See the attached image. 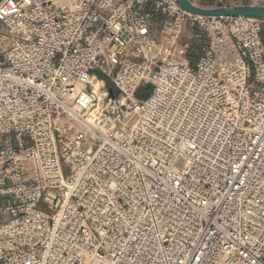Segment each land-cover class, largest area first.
Returning <instances> with one entry per match:
<instances>
[{
  "label": "built area",
  "instance_id": "2783aa9c",
  "mask_svg": "<svg viewBox=\"0 0 264 264\" xmlns=\"http://www.w3.org/2000/svg\"><path fill=\"white\" fill-rule=\"evenodd\" d=\"M0 264H264V19L0 0Z\"/></svg>",
  "mask_w": 264,
  "mask_h": 264
},
{
  "label": "water",
  "instance_id": "95a60500",
  "mask_svg": "<svg viewBox=\"0 0 264 264\" xmlns=\"http://www.w3.org/2000/svg\"><path fill=\"white\" fill-rule=\"evenodd\" d=\"M186 12L196 16L207 17H256L264 19V7L235 6L233 8H200L192 5L188 0H176Z\"/></svg>",
  "mask_w": 264,
  "mask_h": 264
},
{
  "label": "rangeland",
  "instance_id": "374dc122",
  "mask_svg": "<svg viewBox=\"0 0 264 264\" xmlns=\"http://www.w3.org/2000/svg\"><path fill=\"white\" fill-rule=\"evenodd\" d=\"M195 2H196V1H195ZM196 3H198V1H197ZM225 4H226V3L219 4V3L216 1L215 3H214V2L211 3V4H210V7H211V9H212V8H217V7H219V6H221V5H225ZM185 28L188 29V25H186ZM198 45H200L199 42L196 43L195 46H193V50H192V51L190 52V54L188 55V58L190 59L192 65H194V64L197 62L199 56L201 55V49H199ZM150 94H151V89H149L148 91L142 92L140 95H138V98H140V99H144V98L149 97Z\"/></svg>",
  "mask_w": 264,
  "mask_h": 264
},
{
  "label": "crops",
  "instance_id": "0c3cea01",
  "mask_svg": "<svg viewBox=\"0 0 264 264\" xmlns=\"http://www.w3.org/2000/svg\"><path fill=\"white\" fill-rule=\"evenodd\" d=\"M217 0H199V3L201 6L205 7V8H211L210 4L211 3H215ZM194 4H196V2H193Z\"/></svg>",
  "mask_w": 264,
  "mask_h": 264
},
{
  "label": "trees",
  "instance_id": "16d2710c",
  "mask_svg": "<svg viewBox=\"0 0 264 264\" xmlns=\"http://www.w3.org/2000/svg\"><path fill=\"white\" fill-rule=\"evenodd\" d=\"M149 89H142L141 91H140V94L142 93V92H145V91H148Z\"/></svg>",
  "mask_w": 264,
  "mask_h": 264
},
{
  "label": "bare ground",
  "instance_id": "6f19581e",
  "mask_svg": "<svg viewBox=\"0 0 264 264\" xmlns=\"http://www.w3.org/2000/svg\"><path fill=\"white\" fill-rule=\"evenodd\" d=\"M193 3V2H192ZM194 4V3H193ZM194 5H196V4H194Z\"/></svg>",
  "mask_w": 264,
  "mask_h": 264
}]
</instances>
